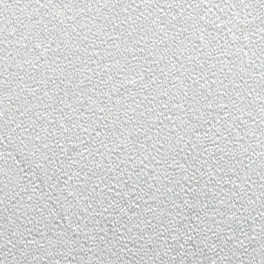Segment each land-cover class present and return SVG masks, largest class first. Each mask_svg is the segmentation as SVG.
I'll list each match as a JSON object with an SVG mask.
<instances>
[{"label":"snow or ice","instance_id":"1","mask_svg":"<svg viewBox=\"0 0 264 264\" xmlns=\"http://www.w3.org/2000/svg\"><path fill=\"white\" fill-rule=\"evenodd\" d=\"M0 264H264V0H0Z\"/></svg>","mask_w":264,"mask_h":264}]
</instances>
